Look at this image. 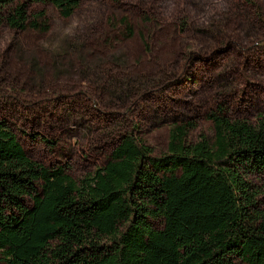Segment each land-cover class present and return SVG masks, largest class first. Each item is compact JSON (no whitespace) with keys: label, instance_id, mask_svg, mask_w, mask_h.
Wrapping results in <instances>:
<instances>
[{"label":"rangeland","instance_id":"obj_1","mask_svg":"<svg viewBox=\"0 0 264 264\" xmlns=\"http://www.w3.org/2000/svg\"><path fill=\"white\" fill-rule=\"evenodd\" d=\"M30 8L48 32L0 23V119L32 161L78 184L124 135L160 154L176 123L197 143L214 110L264 113V0H84L67 19Z\"/></svg>","mask_w":264,"mask_h":264},{"label":"trees","instance_id":"obj_2","mask_svg":"<svg viewBox=\"0 0 264 264\" xmlns=\"http://www.w3.org/2000/svg\"><path fill=\"white\" fill-rule=\"evenodd\" d=\"M25 1L0 0V23L46 33L33 4L67 19L84 0ZM208 118L210 139L176 123L160 154L124 135L79 184L32 161L0 119V264H264V113Z\"/></svg>","mask_w":264,"mask_h":264}]
</instances>
